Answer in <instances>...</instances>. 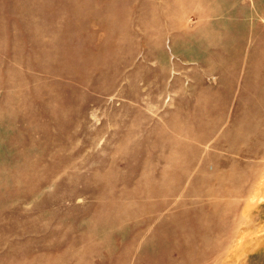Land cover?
Listing matches in <instances>:
<instances>
[{
	"label": "rangeland",
	"instance_id": "obj_1",
	"mask_svg": "<svg viewBox=\"0 0 264 264\" xmlns=\"http://www.w3.org/2000/svg\"><path fill=\"white\" fill-rule=\"evenodd\" d=\"M0 264H264V0H0Z\"/></svg>",
	"mask_w": 264,
	"mask_h": 264
}]
</instances>
